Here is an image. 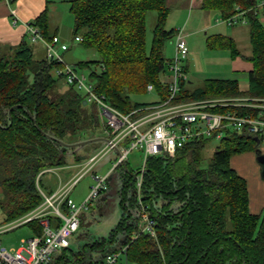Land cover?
Masks as SVG:
<instances>
[{
    "label": "trees",
    "instance_id": "obj_1",
    "mask_svg": "<svg viewBox=\"0 0 264 264\" xmlns=\"http://www.w3.org/2000/svg\"><path fill=\"white\" fill-rule=\"evenodd\" d=\"M257 2L201 0L198 6L215 10L223 18L234 14L236 6L245 11L248 54L242 55L235 40L222 33L207 36L206 43L249 62L247 87L239 89L235 79L207 78L190 88L186 79L180 81L175 100L264 96V24ZM69 11L74 36L80 35V43L99 54L97 59L76 64L81 69L94 66L89 78L95 92L104 94L123 113L158 101L132 100V95L147 91V84H152L159 100L167 97V80L161 78L167 69L163 47L176 29L166 28L169 6L165 0H69ZM151 11L156 17L147 47L146 17ZM31 23L45 38L55 35H49L45 10ZM238 23L244 22L226 25ZM59 66L46 56L35 58L28 41L0 45V211L6 221L42 202L38 188L52 193L55 188L44 175L70 162L84 161L88 156L83 152L90 142H78L99 137L106 128L83 93L68 84L59 89L56 82L62 76L51 73ZM211 138L186 142L172 154L146 158L139 197L142 211L153 221L154 236L140 231L138 217L133 215L140 207L135 175L141 171L125 161L108 179L109 185L116 177L121 208L108 237L89 239L76 250L69 244L55 253L51 264H95L123 244L127 258L137 264H264V209L250 210L247 182L231 165L233 155L255 151L259 144L245 132H226L215 139L210 160L202 165V151ZM28 224L40 233L37 221ZM81 224L80 216L78 229Z\"/></svg>",
    "mask_w": 264,
    "mask_h": 264
},
{
    "label": "built area",
    "instance_id": "obj_2",
    "mask_svg": "<svg viewBox=\"0 0 264 264\" xmlns=\"http://www.w3.org/2000/svg\"><path fill=\"white\" fill-rule=\"evenodd\" d=\"M257 10L264 8V0H258ZM235 13L227 17H216L217 23L235 24L245 22L244 10L235 7ZM15 22V19H12ZM27 37L30 42L40 41L45 48L48 60L60 63L56 74L62 76L65 83L82 91L85 100L94 102L97 112L106 125L105 143L95 153L89 155L79 165L78 171L67 181L59 179L57 187L50 194L38 188L43 200L35 208L14 219L0 223V233L16 228L31 221L41 226L40 233L22 239L15 249H7L0 244V264H51L55 253L70 244V237L79 227L80 213L88 210L97 197L108 189V179L115 168L126 161L133 149L142 154L140 173L135 175V191L140 204L133 215L138 217L140 231L154 234L153 221L142 211L139 191L142 169L145 160L151 155L172 154L186 142L202 137L221 138L226 132H245L257 136L264 142V96H212L210 98L175 100L180 81L187 79L184 61L188 54V45L182 27L173 35V57L167 61V97L148 105H142L127 113L111 106L102 93L95 92L94 83L83 73H79L75 64L63 58L61 52L68 45L57 35L45 38L33 23H26ZM75 35V41H81ZM147 91H152V84H147ZM211 108H216L212 110ZM218 109V110H217ZM110 151L115 152L112 165L102 174L93 170L94 165ZM50 170V169H48ZM89 172L93 183L80 203L70 196V190L78 179ZM62 205L65 206L63 210ZM57 217L53 221L50 217ZM95 264H137L127 258V245L106 253Z\"/></svg>",
    "mask_w": 264,
    "mask_h": 264
},
{
    "label": "rangeland",
    "instance_id": "obj_3",
    "mask_svg": "<svg viewBox=\"0 0 264 264\" xmlns=\"http://www.w3.org/2000/svg\"><path fill=\"white\" fill-rule=\"evenodd\" d=\"M63 3L55 4L57 10L54 22L58 25L56 33L69 45L68 50L64 54L65 61L71 64H77L79 61L94 60L99 57L98 52L92 48H85L80 42L74 40L73 34V16L69 11V8L65 7ZM173 6L170 7L172 10ZM263 10L260 9V12ZM210 15V16H209ZM216 15L215 10H206L205 17L198 20H193L192 14H184L182 17L180 14L174 13L169 14V17L166 22V28H171L181 24V21L185 22V39L188 45V57L184 61V66L186 67L189 87L194 88L200 86L203 81L207 78H224V79H235L237 81L239 89H245L247 87V71L250 67V64L242 56H237L232 58L229 50L225 48H211L206 43V37L213 33H222L232 37H236V47L239 49L240 53L248 54L250 51L249 41H248V24L238 23L234 26H227L224 23H217L214 17ZM208 16V17H206ZM262 16V13L259 14ZM155 12L151 11L147 13L146 17V46L149 47L151 43V30L155 23ZM180 18V19H178ZM184 18V19H183ZM187 19V20H186ZM208 24V25H207ZM182 25V24H181ZM50 32H51V24ZM180 27V26H179ZM227 27V30L224 28ZM178 28V27H177ZM196 30V31H195ZM235 33V34H232ZM174 37L167 39L163 47V55L167 61L173 57L174 46H173ZM39 54V55H37ZM37 54L34 53L36 58H43L46 56V53L42 50ZM94 66L89 68H77L79 73H83L86 78L89 77L90 70ZM54 77L56 73L54 69L51 71ZM170 72L165 68L163 73H161L162 80H168ZM56 85L59 89H65L68 85L65 83L63 78H59L56 82ZM83 93L82 91H79ZM212 97V96H211ZM132 100L138 102H152L157 100V94L155 91H146L136 95H132ZM210 98V97H206ZM88 105L96 109L94 102H87ZM99 137H106L104 133L101 132ZM104 139L95 140L90 142L84 150V155H91L95 153L100 147L104 145ZM217 143L215 139H209L208 143L202 151V165H206L210 160L213 149ZM257 149L260 153L264 154V142L259 143ZM254 154V160L259 167L260 176L264 179V170L262 164H260L256 159V151L252 152ZM114 152L110 151L108 154L103 156L98 160L93 168L98 174L104 173L114 161ZM142 154L138 149H133L127 155L126 162L128 165L136 170L141 168ZM82 166V164H80ZM79 167H73L71 172L74 174L78 171ZM80 170V169H79ZM68 169H57L56 172H49L44 175V178L47 180L48 184L57 187L59 178L63 182L65 172ZM115 173V172H114ZM93 183V180L89 172L84 173L70 190L71 198L76 202L80 203L88 193L89 186ZM117 180L116 177L110 181L107 191H104L100 194L97 199L93 202L91 207L88 210H83L80 213L82 224L80 228L70 237L69 247L72 250H76L79 246L83 245L85 241L89 239L97 238H107L109 231L113 228L115 223L120 217L121 208L118 204V195H117ZM251 187V186H250ZM50 217L51 214H50ZM4 212L0 211V223L6 221L4 219ZM8 221V220H7ZM34 230L28 223L18 226L16 228L10 229L5 232L0 233V244L7 249L17 248L22 239L31 237L34 235ZM96 254L98 251H92Z\"/></svg>",
    "mask_w": 264,
    "mask_h": 264
},
{
    "label": "crops",
    "instance_id": "obj_4",
    "mask_svg": "<svg viewBox=\"0 0 264 264\" xmlns=\"http://www.w3.org/2000/svg\"><path fill=\"white\" fill-rule=\"evenodd\" d=\"M200 1L201 0H165V3L166 5L169 6V14L170 12L171 14H173L174 12V13L180 14L182 17H184V14L186 13H188L189 15L192 14L193 16L192 21H194V20H198L199 18L201 19L202 16L205 17V10H202L198 7ZM63 2H64L63 5L69 8V0H0V45H17L20 41L25 40L31 43V46L33 48V54L34 53L37 54L38 52L42 50L45 52L44 45L40 41L30 42L28 40L26 26H25L26 23L34 22L35 17L43 10L46 11L47 16H48L49 35L55 34L59 37L61 41H64L56 33L58 29V25H56L54 22V17L57 12L55 8V4L63 3ZM172 6L173 8L171 10L170 7ZM262 10H263L262 12H260L259 10L258 17H259V20L264 24V8ZM260 13H262L261 17L259 16ZM169 14H168V17H169ZM218 16L219 14L218 12H216V15L214 17H218ZM13 18L15 19V22H13L12 20ZM246 21L244 23H246ZM185 22H188V20ZM185 22L184 20H182L181 21L182 25L178 24L177 26H173L171 28L176 29L177 27L180 26L183 28L184 33L186 35L187 32H185L186 31ZM49 24H51V32L49 29L50 28ZM224 29L227 30V27H225ZM232 34H235V33H232ZM232 38L236 42V37H232ZM76 42H80V41H76ZM68 48H69V45L66 50L61 52L63 58ZM187 81H189L188 77H187ZM252 152L254 151H245V152H241V153L233 155L231 157V165L234 167V169L237 171L239 175L245 178L247 182L250 210L252 212H259L264 209V179L260 176L259 167L257 166L254 160V154ZM114 155H115V152H114ZM80 163L81 162L79 163L70 162L69 164L65 166H61V167L54 168L51 170L53 172H56L57 169H61V170L68 169V171L65 172L66 173V175H64L65 180L63 182L61 181L62 179L58 176L60 181L64 183V182H67L77 172L76 171L73 174L71 170L73 167H79Z\"/></svg>",
    "mask_w": 264,
    "mask_h": 264
},
{
    "label": "water",
    "instance_id": "obj_5",
    "mask_svg": "<svg viewBox=\"0 0 264 264\" xmlns=\"http://www.w3.org/2000/svg\"><path fill=\"white\" fill-rule=\"evenodd\" d=\"M84 103H86V101H84ZM101 139H106L104 137H94V138H89V139H85V140H81L78 142L79 145H84L88 142H93L95 140H101ZM254 139L256 140V144H259V139L257 136H254ZM257 155H256V159L257 161L262 164L263 170H264V154L260 153L259 150H255ZM111 177V175L109 176V178Z\"/></svg>",
    "mask_w": 264,
    "mask_h": 264
}]
</instances>
